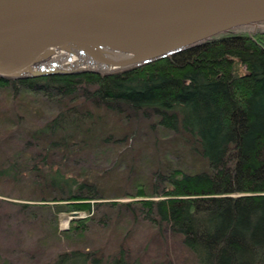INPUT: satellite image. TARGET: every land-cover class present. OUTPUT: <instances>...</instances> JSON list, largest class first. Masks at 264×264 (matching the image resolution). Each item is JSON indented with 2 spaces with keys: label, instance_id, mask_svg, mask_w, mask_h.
<instances>
[{
  "label": "trees",
  "instance_id": "1",
  "mask_svg": "<svg viewBox=\"0 0 264 264\" xmlns=\"http://www.w3.org/2000/svg\"><path fill=\"white\" fill-rule=\"evenodd\" d=\"M256 25L110 71L0 77V116L27 95L57 107L35 127L0 124L22 160L0 166V185L35 201L40 213L25 204L24 216L67 245L39 264H147L129 245L141 223L161 236L158 264H172L171 243L182 264H264V21ZM96 151L113 163L68 169ZM63 211L86 216L60 229ZM109 227L110 250L84 245Z\"/></svg>",
  "mask_w": 264,
  "mask_h": 264
},
{
  "label": "water",
  "instance_id": "2",
  "mask_svg": "<svg viewBox=\"0 0 264 264\" xmlns=\"http://www.w3.org/2000/svg\"><path fill=\"white\" fill-rule=\"evenodd\" d=\"M262 21L264 0H0V57L94 48L147 55L117 69ZM113 69L13 74L0 67V77Z\"/></svg>",
  "mask_w": 264,
  "mask_h": 264
},
{
  "label": "rangeland",
  "instance_id": "3",
  "mask_svg": "<svg viewBox=\"0 0 264 264\" xmlns=\"http://www.w3.org/2000/svg\"><path fill=\"white\" fill-rule=\"evenodd\" d=\"M251 29L257 27L256 23L249 24ZM20 106L10 110L9 118L0 116V124H8L18 122L21 127H35L50 119L57 110V107L47 100H35L31 95L18 101ZM28 105V106H24ZM6 105V97L4 93H0V109ZM10 107V106H9ZM2 111H4L2 109ZM22 113L20 120L13 112ZM18 137L11 134H3L0 131V166L8 165L11 160L18 166H21L22 160L19 157H12L13 153L18 150ZM111 153L108 151H96L85 153L80 156H73L67 162L68 169L93 168L102 169L113 163ZM25 184H23L24 186ZM21 186V187H23ZM8 185H0V191L10 192V196L0 194V260L5 264H39L42 261L51 258L57 251L67 249L64 242H59L56 236L44 234L45 232L36 226L34 220H28L24 215L28 213L24 211L22 205H30L27 208L35 213H40V208L36 207L35 201H27L23 199L14 198L18 193V188L9 189ZM128 198H121L118 201H129ZM34 205V206H33ZM36 205V206H35ZM103 207L99 210V214L104 213ZM71 213L63 211L58 214L59 228L64 229L69 225ZM77 217H84L86 213L76 212ZM91 227H96L92 225ZM94 230H96L94 228ZM111 227L107 228L105 232L98 233L96 231L90 232L86 243L87 247L94 245L102 246L106 251L110 250L116 243V236H110L107 233ZM155 231L141 223L130 238L129 245L134 254L141 256L147 264H158L164 260L163 241L161 236L154 233ZM45 235V236H44ZM45 237V238H43ZM171 243V242H170ZM170 245V253L172 264H182V250L175 244ZM167 264V262H164Z\"/></svg>",
  "mask_w": 264,
  "mask_h": 264
},
{
  "label": "bare ground",
  "instance_id": "4",
  "mask_svg": "<svg viewBox=\"0 0 264 264\" xmlns=\"http://www.w3.org/2000/svg\"><path fill=\"white\" fill-rule=\"evenodd\" d=\"M147 55L114 48L56 52L50 55H11L0 57V67L13 74L39 73L48 70L73 71L80 69L109 70L119 65L133 63Z\"/></svg>",
  "mask_w": 264,
  "mask_h": 264
}]
</instances>
